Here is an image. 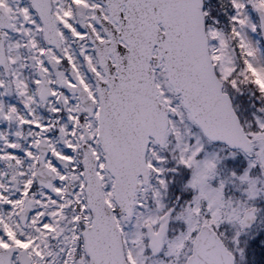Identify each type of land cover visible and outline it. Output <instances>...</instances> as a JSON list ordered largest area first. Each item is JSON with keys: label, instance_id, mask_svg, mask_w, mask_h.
I'll list each match as a JSON object with an SVG mask.
<instances>
[{"label": "snow or ice", "instance_id": "obj_1", "mask_svg": "<svg viewBox=\"0 0 264 264\" xmlns=\"http://www.w3.org/2000/svg\"><path fill=\"white\" fill-rule=\"evenodd\" d=\"M0 264H264V0H0Z\"/></svg>", "mask_w": 264, "mask_h": 264}]
</instances>
